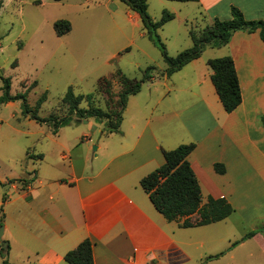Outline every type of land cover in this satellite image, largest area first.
I'll return each instance as SVG.
<instances>
[{
  "label": "crops",
  "instance_id": "0c3cea01",
  "mask_svg": "<svg viewBox=\"0 0 264 264\" xmlns=\"http://www.w3.org/2000/svg\"><path fill=\"white\" fill-rule=\"evenodd\" d=\"M182 2L195 3L206 25L215 17L229 19L232 5L246 19L264 20V0ZM135 17L139 20L136 12ZM223 47L224 55L233 59L240 86L241 102L235 109H223L210 80L209 58L203 60V67L198 57L168 76L164 69L159 75L170 80L169 85L164 82L167 92L152 99L147 94L139 97L140 89L128 97L119 132L107 134L111 140L104 142L106 160L99 169L86 173L93 167L84 153L79 169L71 161L64 173L35 169L26 185L11 188L18 194L3 202L4 216L13 209L22 238L14 224L10 222L11 228L5 221L8 252L10 245L18 243L28 264H69L65 252L89 238L94 264H172L179 258L190 259L193 248L201 249V256L216 254L211 229L233 215L247 228L264 222V125L260 120L264 116V40L258 31L238 30ZM154 80L155 76L149 80L153 86H147L148 94L156 87ZM131 103L136 109L129 111ZM128 111L133 115L128 116ZM87 138L83 135L82 140ZM189 142L195 143L188 160L202 201L208 196L223 198L233 212L216 222L182 227L180 221H168L154 208L139 180L163 163L162 149ZM103 147L97 143L93 156L98 157ZM214 163H221L224 172H216ZM249 239L264 256V229ZM245 240L237 245L242 247Z\"/></svg>",
  "mask_w": 264,
  "mask_h": 264
},
{
  "label": "rangeland",
  "instance_id": "374dc122",
  "mask_svg": "<svg viewBox=\"0 0 264 264\" xmlns=\"http://www.w3.org/2000/svg\"><path fill=\"white\" fill-rule=\"evenodd\" d=\"M164 10L173 13V18L158 28L157 33L168 55L175 56L192 45L189 29L199 30L206 22L193 2L147 0V11L153 21H157ZM60 18L69 20L71 29L57 36L53 22ZM223 46L206 45L199 55V64L203 67V60L224 56ZM147 66L155 68L151 72L156 87L148 94L147 86L153 85L150 81L144 82L139 97L147 94L148 98L156 99L167 92L170 84V80L159 75L167 64L146 36L135 12L120 0H0V75L9 77L11 94L26 93V102L31 109L46 92V99L37 110V115L46 119L43 123L22 114L21 100L0 103V228L5 221L12 228V222L18 238H22V232L14 223L16 213L10 209L5 217L3 202L8 196L18 194L11 188L17 184L26 185L33 178L35 169L45 174L50 171L64 173L70 161L79 169L80 155L84 153H88L93 167L86 173L91 174L101 167L106 160L102 155L104 142L111 140L102 132L105 125H114L116 121L107 96L96 90L97 80L102 76L110 77L116 69L138 79ZM109 82L114 101L120 87L116 78L110 77ZM68 87L75 94L92 92L93 105L110 112L109 118L90 117L76 121L75 115L71 114L69 124L59 126V120L69 115L68 106L62 102ZM138 101L143 104L142 99ZM78 106L87 108L88 104L82 100ZM133 109L136 108L131 103L129 111ZM129 111L128 116L133 115H129ZM54 127H58V132H52ZM83 135L88 138L82 140ZM97 143L103 148L99 156L94 157ZM24 216L26 218V213ZM236 216L211 229L212 249L217 250L216 254L222 252L219 257L208 259L210 255L201 256V249L193 248L190 259L179 258L172 264H264V256L253 240L246 238L242 247L238 243L232 245L253 229L243 226ZM256 225L255 229L261 231V222ZM7 237L2 231L0 264L4 260L9 264H28L24 249L18 243L13 244V248L10 245L9 252L7 249L3 254L1 248L7 247L2 242L7 243ZM219 237L224 240L215 242L214 239ZM232 246L236 249L231 253Z\"/></svg>",
  "mask_w": 264,
  "mask_h": 264
},
{
  "label": "trees",
  "instance_id": "16d2710c",
  "mask_svg": "<svg viewBox=\"0 0 264 264\" xmlns=\"http://www.w3.org/2000/svg\"><path fill=\"white\" fill-rule=\"evenodd\" d=\"M128 9L137 13L141 26L148 39L159 49L162 58L167 64L164 73L168 76L179 70L189 61L199 57L206 45L222 46L228 43L233 32L241 30L247 32L258 31L259 36L264 40V20L246 19L242 11L232 5L230 7V18H214L211 24L205 25L199 30L189 29V35L192 45L179 51L175 56L168 55L164 43L161 41L157 29L166 21L173 18V13L164 10L157 21H153L147 11V0H120ZM174 1H197V0H174ZM53 29L57 36L67 33L71 29V24L67 19H57L53 22ZM206 64L211 69L210 80L217 93V96L226 112H231L241 102L240 86L235 71L233 59L229 55L209 58ZM153 66H147L141 78H130L120 69L111 73V78H116L119 84V91L116 99L113 101L110 91V77L102 76L97 80L96 90L107 96L111 103V113L115 116V124L104 126L105 134L119 132V125L122 120L123 111L126 107L127 99L130 95L140 91L143 82L153 78ZM2 93L0 103L13 100H21V112L28 115L37 122H45L46 119L37 115V110L41 103L46 99V92H43L37 99L35 106L31 109L26 102V93H10V79L0 75ZM86 100L88 107L81 108L79 103ZM62 102L68 106L69 115L59 120V126L67 125L72 120L71 114L75 115V120L79 121L86 118L100 120L109 118L110 112L102 111L99 107L93 105V93L75 94L71 87H68L62 97ZM264 125V116L260 118ZM58 126V127H59ZM58 127L52 128L56 133ZM195 143H181L172 149H162L164 161L161 165L144 175L139 180L142 190L148 195V198L154 208L161 213L168 221H180L182 227H192L205 225L224 219L233 212L232 205L223 198H213L208 196L206 201H202V194L197 177L188 160V155L194 149ZM214 170L218 173L224 172V166L221 163H214ZM259 229H264V222ZM259 230L248 231L240 240H236L232 245L252 237ZM1 251L7 252V248H1ZM222 254L208 256V259L216 258ZM64 260L69 264H94L92 255V242L89 238L81 240L74 248L64 254ZM3 264H9L6 260Z\"/></svg>",
  "mask_w": 264,
  "mask_h": 264
},
{
  "label": "water",
  "instance_id": "95a60500",
  "mask_svg": "<svg viewBox=\"0 0 264 264\" xmlns=\"http://www.w3.org/2000/svg\"><path fill=\"white\" fill-rule=\"evenodd\" d=\"M94 149H96V146H94ZM3 228H0V236L2 235ZM4 244V247L7 246L6 242H2Z\"/></svg>",
  "mask_w": 264,
  "mask_h": 264
}]
</instances>
